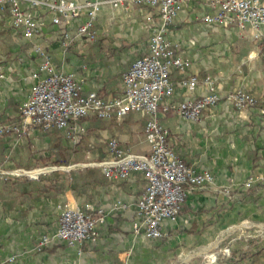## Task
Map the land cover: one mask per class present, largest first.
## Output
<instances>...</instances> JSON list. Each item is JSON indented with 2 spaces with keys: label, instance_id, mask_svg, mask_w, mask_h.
<instances>
[{
  "label": "crops",
  "instance_id": "0c3cea01",
  "mask_svg": "<svg viewBox=\"0 0 264 264\" xmlns=\"http://www.w3.org/2000/svg\"><path fill=\"white\" fill-rule=\"evenodd\" d=\"M212 11L205 0H184L168 25V38L191 58L185 74H171L172 99L206 91L201 83L191 90L178 83L183 75L191 74L201 82L207 76L213 78L222 97L198 120L161 113L160 122L169 131V142L178 156L197 170L210 171L216 188L191 192L177 218L163 222L161 238L152 239L136 229L133 203L145 186L138 172L110 181L99 167L84 166L68 172L56 170L39 179L0 181V264H208L211 252L219 255L212 264H250L252 255L264 245L228 242L230 256L221 255L218 247L223 245V233L243 220L264 222V183L249 189L242 186L250 174L264 172V114L259 111L264 108V36L253 41L248 33L241 38L235 29L205 23L203 16ZM35 15L39 30L34 42L51 54L61 71L75 76L83 93L96 90L102 97L120 93L122 74L130 65L126 66L128 57L146 53L149 34L161 24L154 8L103 5L94 23L96 38L87 42L74 37L80 19L52 25L51 14L45 10H36ZM63 32L73 38L66 49L61 44ZM32 45L12 25L8 7L0 9V122L17 121L19 107L29 95L30 75L39 64ZM237 87L258 98V106L238 110L228 102L224 96ZM86 125L89 136L97 141L113 136L131 152H150L144 136L145 117L139 113L130 112L121 120L90 116ZM45 137L48 146L52 134ZM0 140L3 166H22V154L16 152L10 160L9 142ZM223 187L230 188L232 198L219 192ZM59 204L89 206L93 214L102 210L98 238L80 247L55 242L35 251L38 238L55 231Z\"/></svg>",
  "mask_w": 264,
  "mask_h": 264
},
{
  "label": "built area",
  "instance_id": "2783aa9c",
  "mask_svg": "<svg viewBox=\"0 0 264 264\" xmlns=\"http://www.w3.org/2000/svg\"><path fill=\"white\" fill-rule=\"evenodd\" d=\"M182 1L0 0V9L8 7L12 25L32 42V51L39 58L37 68L30 75L32 83L29 95L18 110L20 121L0 125V136L20 138L29 128L38 127L46 132L56 129L63 137L77 143L86 126L80 124V120L90 116L100 120H121L130 112L144 116V136L150 146L148 154L131 152L123 148L117 138L111 137L106 141L108 156L91 164L99 167L110 181L126 179L134 172L142 174L144 190L133 203L138 219L136 229L152 239L161 238L163 222L177 218L185 198L191 192L215 186V178L210 171L197 170L178 156L169 142V131L160 122L161 113H174L186 120H198L222 97L213 78L207 76L201 82L197 75L191 74L183 75L178 83L190 90L201 83L206 91L195 97L172 99L175 87L172 72L185 74L191 66V58L180 52L167 36L168 25ZM205 1L213 10L203 16L205 23L235 29L241 38L247 33L253 40H260L264 36V0ZM128 4L156 9L161 24L149 34L146 53L136 57L122 74L120 93L116 96L102 97L96 90L83 93L75 76L61 71L51 54L34 42L39 30L36 10L50 13L52 25L80 19L74 37L91 42L96 38L94 23L102 6L119 8ZM60 36L62 47L66 49L73 38L68 32ZM224 98L238 110L258 106L259 103L258 98L241 87L228 92ZM259 111L264 114V108L260 107ZM0 173L7 172L0 170ZM259 183H264V172L250 174L242 186L249 189ZM219 192L228 198L233 197L228 187L220 188ZM58 209L55 231L41 235L34 246L35 251H42L55 242L80 247L84 242L98 238L97 228L104 220L102 210L93 214L88 211L89 206L70 207L67 204H59ZM220 253L229 256L230 248H222ZM216 260L215 252L207 254L208 264Z\"/></svg>",
  "mask_w": 264,
  "mask_h": 264
},
{
  "label": "rangeland",
  "instance_id": "374dc122",
  "mask_svg": "<svg viewBox=\"0 0 264 264\" xmlns=\"http://www.w3.org/2000/svg\"><path fill=\"white\" fill-rule=\"evenodd\" d=\"M135 57L137 56L130 55L128 57L126 66H128ZM19 121L20 119L17 121L15 119H11L6 122H0V125L14 124L15 122ZM86 122L87 119L79 121L80 124L85 125ZM46 133V131H43L38 127H31L29 128V131L20 138H15L12 136H0L4 139H7L9 142L6 150L8 158L11 160L13 159V156H15L14 153L20 152L19 154H22L20 158H22L23 161L21 162L23 163L22 166L16 165L14 167H1L0 170L6 171L7 173H0V181L17 178L38 179L40 176L51 174V172L56 170L68 172L70 170L78 169L84 166L97 167L91 163L100 161L99 159L102 157V155L106 154V141L113 137L99 138L97 141V137L89 136L87 132V125L79 136V141L77 143H73L70 139L63 137L60 134V140L62 141L61 143L70 150V156L73 160H75V162L73 161L70 164H56L54 162V157L48 150L45 139ZM97 143H99L98 145L100 146H98ZM26 165H30V167L26 168ZM38 171L42 172L38 174ZM32 172H36L38 175L34 174L36 177H33V174H31ZM220 239L223 243V245L221 244V246L218 247L220 250L222 248L229 247L225 245V243L228 242H231L236 246H240L242 244H247L250 246H253L254 244L264 245V222H251L250 220H243L237 226H233L231 229L225 231ZM235 250L239 251L238 247H236ZM231 254L232 250L230 248L229 256ZM218 256L219 255L217 254V258Z\"/></svg>",
  "mask_w": 264,
  "mask_h": 264
},
{
  "label": "trees",
  "instance_id": "16d2710c",
  "mask_svg": "<svg viewBox=\"0 0 264 264\" xmlns=\"http://www.w3.org/2000/svg\"><path fill=\"white\" fill-rule=\"evenodd\" d=\"M48 132H50L52 134V139L50 141V144L48 145V150L50 151L51 155L54 157V159H55L54 162L56 164H70L73 161L75 162V160H73L70 156V150L61 143L60 132L56 129H54L52 131L50 130ZM0 139H2V137H0ZM6 141H7V139H6ZM0 143H3V142L0 140ZM2 163L3 162L0 163V167H4ZM13 163H15V162H13ZM15 165H18V164L15 163ZM29 167H30V165H26V168H29ZM61 175H62V173H55V176L60 177ZM56 188L62 189V185L57 184ZM261 258L264 259V247L261 248L259 250V252L252 255V260H251L250 264H260Z\"/></svg>",
  "mask_w": 264,
  "mask_h": 264
},
{
  "label": "bare ground",
  "instance_id": "6f19581e",
  "mask_svg": "<svg viewBox=\"0 0 264 264\" xmlns=\"http://www.w3.org/2000/svg\"><path fill=\"white\" fill-rule=\"evenodd\" d=\"M24 172H27V171H24ZM42 172V171H41ZM40 171H38V174L41 173ZM25 174V173H24ZM31 174H33V176H35L34 174H37L36 172H32ZM37 174V175H38Z\"/></svg>",
  "mask_w": 264,
  "mask_h": 264
}]
</instances>
